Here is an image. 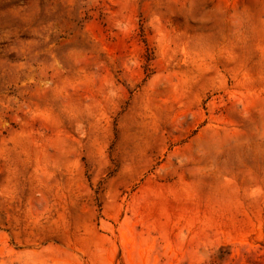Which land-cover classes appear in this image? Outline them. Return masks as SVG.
Segmentation results:
<instances>
[{"label":"rangeland","instance_id":"374dc122","mask_svg":"<svg viewBox=\"0 0 264 264\" xmlns=\"http://www.w3.org/2000/svg\"><path fill=\"white\" fill-rule=\"evenodd\" d=\"M0 264H264V0H0Z\"/></svg>","mask_w":264,"mask_h":264}]
</instances>
